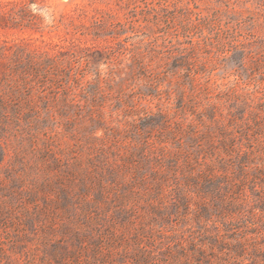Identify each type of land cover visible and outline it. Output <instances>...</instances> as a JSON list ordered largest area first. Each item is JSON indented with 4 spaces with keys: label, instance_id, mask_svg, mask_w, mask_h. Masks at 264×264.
Instances as JSON below:
<instances>
[{
    "label": "trees",
    "instance_id": "1",
    "mask_svg": "<svg viewBox=\"0 0 264 264\" xmlns=\"http://www.w3.org/2000/svg\"><path fill=\"white\" fill-rule=\"evenodd\" d=\"M140 2L141 17L130 10L129 24L135 30L136 22L144 23L142 34L147 36V23L152 21L164 22L163 41L172 35L178 38L177 24L181 31L187 30L192 14L199 24L215 26V13L204 15L183 0ZM3 14L11 24H38L28 4ZM105 23L101 17L92 26L101 30ZM123 25L113 26L111 36L116 41ZM89 31L85 27L82 33ZM10 49L5 52L0 45L1 128L21 120L47 123L56 115L65 126L78 120L106 125L101 100L93 89L82 85L84 72L74 74L75 87L91 96L80 98V93L64 89L61 99V53L16 44ZM168 51L167 59L180 52L173 44ZM129 53L132 64L144 69L142 55ZM240 105L237 116L232 111L228 115L246 126L251 137L234 136L218 120L203 129L198 123L185 122L184 117L171 120L161 112L139 114L129 130L104 126L100 137L95 128L84 135L89 146L84 162L66 168L63 179L61 175L45 179L28 193L30 204L41 193L57 202L58 198L46 194L54 186L65 206L77 203L82 217L62 225L64 263L264 264V99L256 110L246 101ZM243 107L247 112L243 113ZM202 116L198 121L203 125ZM131 130L134 136L124 134ZM42 156L48 157L47 152ZM4 157L0 149V163ZM190 222L196 223V230Z\"/></svg>",
    "mask_w": 264,
    "mask_h": 264
},
{
    "label": "rangeland",
    "instance_id": "2",
    "mask_svg": "<svg viewBox=\"0 0 264 264\" xmlns=\"http://www.w3.org/2000/svg\"><path fill=\"white\" fill-rule=\"evenodd\" d=\"M140 1L0 0V45L5 52L16 44L61 53V99L64 89L80 93V98L91 96L75 87L74 74L82 71V85L96 92L107 121L104 125L78 120L65 126L56 115L47 123L21 120L0 127V149L5 152L0 163V264H65L62 225L82 217L77 203L65 206L54 186L46 194L58 198L57 202L41 193L30 204L28 193L45 179L55 180L59 175L63 179L66 168L84 162L89 146L83 136L93 128L100 137L104 126L129 130L139 114L157 116L161 112L171 120L184 117L185 122L198 123L203 129L218 120L234 136L251 137L240 121L230 120L228 111L237 116L241 101L256 110L264 99V0H183L204 15L215 13V26L199 24L192 14L187 30L181 31L177 24L180 37L172 35L164 41V22L149 21L148 36L142 34L144 23L136 22L135 30L130 26V10L141 17ZM22 4H28L36 15L37 25L11 24L3 14ZM101 17L106 23L100 30L92 25ZM116 22L126 24L117 41L111 36ZM85 27L91 33H82ZM171 44L180 52L167 59ZM129 51L142 55L144 69L132 64ZM200 115L203 125L198 121ZM132 131L124 134L134 136ZM46 152L48 157H43ZM190 223L196 230V223Z\"/></svg>",
    "mask_w": 264,
    "mask_h": 264
}]
</instances>
